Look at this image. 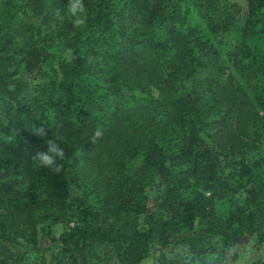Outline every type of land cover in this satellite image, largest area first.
Instances as JSON below:
<instances>
[{
  "label": "trees",
  "instance_id": "1",
  "mask_svg": "<svg viewBox=\"0 0 264 264\" xmlns=\"http://www.w3.org/2000/svg\"><path fill=\"white\" fill-rule=\"evenodd\" d=\"M66 2L0 0V264L264 243V0L241 23L224 0H83L79 29ZM35 128L61 137L59 172Z\"/></svg>",
  "mask_w": 264,
  "mask_h": 264
},
{
  "label": "clouds",
  "instance_id": "2",
  "mask_svg": "<svg viewBox=\"0 0 264 264\" xmlns=\"http://www.w3.org/2000/svg\"><path fill=\"white\" fill-rule=\"evenodd\" d=\"M61 22L70 21L74 29H79L85 25L87 20V11L83 0H67L63 9H58L56 13ZM33 135L44 138L46 137L45 149L36 151L33 160L39 167L55 170H61V161L65 158L64 149L61 147L59 135L53 137L43 128H35ZM99 135V133H97Z\"/></svg>",
  "mask_w": 264,
  "mask_h": 264
},
{
  "label": "rangeland",
  "instance_id": "3",
  "mask_svg": "<svg viewBox=\"0 0 264 264\" xmlns=\"http://www.w3.org/2000/svg\"><path fill=\"white\" fill-rule=\"evenodd\" d=\"M224 1H226L228 5L234 4L239 9L237 22H243L247 16L248 0ZM228 38L229 36L224 34L223 40ZM262 149L264 150V145ZM258 242L256 236H245L241 242L237 243L235 247L228 251L223 264H264V243ZM110 264H117L116 260H112Z\"/></svg>",
  "mask_w": 264,
  "mask_h": 264
}]
</instances>
